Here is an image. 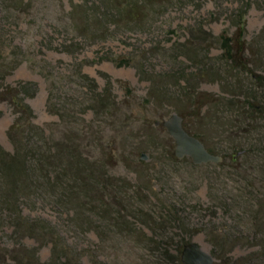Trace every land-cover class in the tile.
I'll use <instances>...</instances> for the list:
<instances>
[{
	"label": "rangeland",
	"instance_id": "obj_1",
	"mask_svg": "<svg viewBox=\"0 0 264 264\" xmlns=\"http://www.w3.org/2000/svg\"><path fill=\"white\" fill-rule=\"evenodd\" d=\"M114 1L0 0V57L21 61L0 78V90L36 85L25 97L45 129L42 145L57 160L54 174L65 175L78 199L71 202L70 190L54 196L36 164L41 193L33 185L19 194V205L54 233L27 234L15 226L17 216L0 209V264H167L159 247L177 254L184 240L199 243L215 264H251L250 256L253 264L264 262V0ZM127 2L132 10L121 9ZM246 6L253 74L226 61L214 39L235 32L234 13ZM191 29L204 31L208 42H190ZM116 56L143 72L107 59ZM81 63L97 90L79 73ZM201 67L209 77L198 76ZM150 74L173 79L153 88ZM52 91L53 102L61 97L77 114L62 120L50 105ZM174 112L222 162L173 158L176 144L163 121ZM15 118L10 103L0 101V145L11 153ZM69 140L78 162L96 173L95 191L66 176L68 158L55 150ZM50 238L61 257L53 256Z\"/></svg>",
	"mask_w": 264,
	"mask_h": 264
},
{
	"label": "trees",
	"instance_id": "obj_2",
	"mask_svg": "<svg viewBox=\"0 0 264 264\" xmlns=\"http://www.w3.org/2000/svg\"><path fill=\"white\" fill-rule=\"evenodd\" d=\"M112 1V3H115L114 0ZM133 6V3L127 2L125 5L122 4L121 9L129 7L130 10H132ZM116 7L118 8L119 6L117 5ZM248 10L249 6H246L234 13L232 23L236 26L235 32L229 33L228 30H224L219 36L214 37V39H217L220 42L222 57L226 61H233L238 67H242L246 71H249L253 74V70L249 68V62L246 60L247 41L245 36L247 33L246 15ZM201 32L204 33L202 30L200 32H196L194 29H191L190 35L192 37V41L190 42H208V39L203 36ZM191 51L194 52L193 50ZM0 55H2V53ZM107 59L115 62L117 65H136L139 71L143 72L142 67L139 66V64H134L133 60H131L129 57L116 56L107 57ZM20 62V60L15 62L14 60L7 61L6 59L0 57V78L3 82L6 77L16 69ZM79 73L82 74L84 79L92 83L96 90L98 89L96 79L90 77L88 74L83 73V63L80 64ZM105 76L107 80L105 93H108L112 89V81L109 75L106 74ZM166 76L169 78V80L173 79L169 75L150 74L149 79L152 82L153 88H157L161 83H163V80H165ZM198 76L203 78L209 77L210 71L205 67H201ZM254 76L258 77L257 75ZM28 85L34 86V91L31 93V95H34L36 92V85L32 83L20 82L16 85L2 84V89L0 90V101H6L10 103L16 114V118L13 124L10 126L8 132L10 139L14 143L15 152L11 153L0 145V194H2L0 195V209L1 212L8 213L7 215H9L10 218L17 216L18 222L15 223V226H17L18 229H22L23 231L27 232V234L35 231H41L44 233V237H52V233L54 232L50 223L44 221L34 222V220L30 219V217L23 215L19 205V200L21 198L19 194L22 191H28L33 185H35L33 181L34 178L36 179L37 175H35L36 170L34 166L37 164L41 179L43 181L45 180L44 183L48 184L47 188L52 190V194L54 196H64L66 193L65 190H70L68 195H71V202H77L78 199L76 195L72 194L74 189L69 188L65 175H55L52 170L53 163L57 160H55L53 157H49L48 153L50 151L45 150L46 147L42 145L44 143V139H48L45 129L35 123L34 110L26 101L25 96L29 95L27 90ZM123 85L126 90H130L128 84L124 83ZM152 93L155 94L156 91L154 90ZM54 97H57V95H55V93L52 91L49 96L50 105H52L55 113L58 114L62 120L65 121L66 118L71 117L70 115L75 116L77 114H75L74 111L72 112V109L66 106L67 100L63 101L60 97L57 103L53 102ZM194 136L199 138L197 135ZM67 142L68 143L66 144L61 143L58 149L55 150L58 153V158H68L66 176L68 172L75 178H79L81 187L84 189V191H95L96 187H100V183L96 180L94 175L96 173L94 172L92 175V173L89 172L92 171L91 169L87 168V166L84 167L82 163L78 162L77 155L80 153L78 151V146L76 144L70 143L71 140ZM246 152L247 150H243V153ZM173 158L177 160V157L174 156ZM32 161H34V164L31 163ZM35 188L38 192H40V188L37 187V185H35ZM60 189H62L60 192H63V195H60ZM106 211L107 210L105 209L104 212L106 213ZM149 240L154 241V238L149 237ZM50 241L53 243V256L59 255L61 257V252L59 251L62 248L60 244L54 241L53 238H50ZM188 242L191 241L184 240L182 242V244L177 249V254H170L168 250L169 248L163 249L162 247H159L162 253H160L158 256L163 259H168L169 262L167 264H183L181 260V253L184 245ZM250 261H252L251 264H253L254 260L251 256L248 262ZM254 264H264V262L263 260H260V262Z\"/></svg>",
	"mask_w": 264,
	"mask_h": 264
},
{
	"label": "water",
	"instance_id": "obj_3",
	"mask_svg": "<svg viewBox=\"0 0 264 264\" xmlns=\"http://www.w3.org/2000/svg\"><path fill=\"white\" fill-rule=\"evenodd\" d=\"M163 125L175 141V156L177 158L190 157L197 165L223 161V156L210 152L199 138L186 130L183 117L180 114L174 112L170 118L163 121ZM141 159L148 160V154L143 152ZM181 260L183 264H215V257L196 241L184 245Z\"/></svg>",
	"mask_w": 264,
	"mask_h": 264
}]
</instances>
